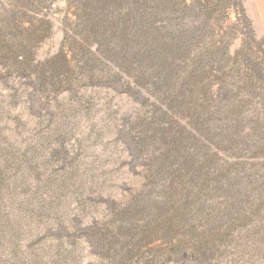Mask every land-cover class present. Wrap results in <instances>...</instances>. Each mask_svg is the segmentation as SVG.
<instances>
[{
	"label": "rangeland",
	"instance_id": "374dc122",
	"mask_svg": "<svg viewBox=\"0 0 264 264\" xmlns=\"http://www.w3.org/2000/svg\"><path fill=\"white\" fill-rule=\"evenodd\" d=\"M89 1L0 0V264H264V0Z\"/></svg>",
	"mask_w": 264,
	"mask_h": 264
},
{
	"label": "trees",
	"instance_id": "16d2710c",
	"mask_svg": "<svg viewBox=\"0 0 264 264\" xmlns=\"http://www.w3.org/2000/svg\"><path fill=\"white\" fill-rule=\"evenodd\" d=\"M125 1L126 0H90L89 2L92 3L91 4V6H92V10H91L92 14L95 15L100 20H102L103 17L101 15V11H102V9L109 7V3L113 2V3H115V5H121ZM172 1H178V0H172ZM134 3H135V6L131 9V12L129 11L128 13H126L123 16V18H124L123 23L125 24V27H128L129 25H132L130 23V20H132V17L135 16V15H137V18L135 19L133 24H136L137 27L138 26L139 27L140 26L147 27L149 24L146 23L147 22V18H146V15H145V13H146L145 12V9H146L145 8V6H146L145 5V3H146L145 0H135ZM163 6H166V5H163ZM107 23L105 24L106 25L105 27H107L108 29L112 28V26L115 27V25L113 23H112L113 25L111 24V22L109 23V25H107ZM127 35L128 34H126V36ZM129 37L132 40L135 39V38H133V37H135L134 34H132V36H127L126 39L127 38L129 39ZM136 39L138 40V38H136ZM136 39L134 41H136ZM189 39H191V37ZM177 43L180 44V45L182 43V45L184 46V49L185 48L186 49L189 48V42L187 40H182L181 42L180 41L177 42V40H176V42H174V43H172V41H169V44L167 46L169 48L170 46H172L174 44L177 45ZM164 50H166V48ZM156 54L152 55V58L150 60L151 63H152V59L154 60V56ZM201 61H202V62H200L201 66H204L206 63H208L210 61V58L206 57L204 60L202 59ZM170 62H165V63L161 64L162 68H163L162 70H164L166 73L161 75L159 85L168 84L169 81H170V78L172 76V73L170 71V70H172V69H170V67H171L170 66ZM125 65L126 66H131L132 62L127 60ZM144 65L148 66L150 64L144 63ZM141 66H143V65H141ZM56 74H59V72L56 73ZM140 77L142 78V80L146 81V79H144L142 76H140ZM157 138L160 139V135H158V134H156L154 132H150L148 134H143V135L140 136V140L142 142L147 141V139L155 140ZM187 147H188V145H187ZM191 152H193V149L191 150ZM174 161H175V159L173 157H171V158H165L164 157L163 161L160 163L159 167L156 169V171L154 173V176H153V179H151L150 182L152 184H155V183H159L163 179L167 178L168 175H169L170 167H172L174 165ZM187 161H188V163L187 164H183V166L189 168L190 164L192 163V160L189 159ZM182 162H183V160H181L179 163L182 165ZM190 176H191L192 180H194L195 183L197 182L196 184H198L201 187L202 191H200V192L202 194H204V195L205 194H207V195L213 194L219 188L222 187L221 183H218V181H220L218 178H217V180H215L216 182H214L212 184V182L209 180L208 176L205 173L203 175H201L200 172H195L194 171V172L190 173ZM203 203H204V200H201L198 203V205L196 206V209L199 210L201 207H203ZM191 205H192L191 202L186 203L184 201V204L182 205V210L177 211V209H176V211H175L176 213H171V214H168V215H167V213H165L167 210L164 209L162 211L164 215L159 213V214H156L155 217L153 218V220L155 222L153 224V226L145 228L141 232L136 233V234L133 233V232H129V235L127 236V238L125 240V243H124L126 248H128V252H130L132 250L134 245L136 246V245H139L140 243H144V241H146V239H147L148 234L156 232V231H162V229H167V228L171 229V227L173 228V226L178 225V223L180 225H182L184 220L187 219V217H188V213L190 212V206ZM135 209H136V213H137V211L139 212V210H141V207L133 205L131 211H134ZM161 210H162V208H161ZM151 222H152V220H151ZM143 224H146V226H148V222L147 221L145 223H143ZM223 238H224V236H223ZM186 241H188V240H186ZM194 247L198 249L199 245H196ZM203 247L204 248L202 249L201 253L203 254V258L207 259L211 255L212 251L210 249L212 247V244H210L209 247H206V245H204ZM177 249H178V245H174L172 247L173 251H176Z\"/></svg>",
	"mask_w": 264,
	"mask_h": 264
}]
</instances>
